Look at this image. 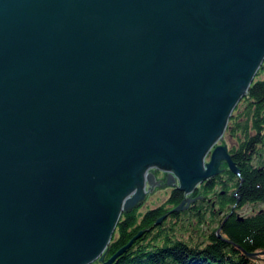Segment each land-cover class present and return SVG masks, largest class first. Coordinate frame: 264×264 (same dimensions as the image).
Returning <instances> with one entry per match:
<instances>
[{"label":"water","instance_id":"obj_1","mask_svg":"<svg viewBox=\"0 0 264 264\" xmlns=\"http://www.w3.org/2000/svg\"><path fill=\"white\" fill-rule=\"evenodd\" d=\"M263 62L264 0H0V264H115L151 169L238 174L205 157Z\"/></svg>","mask_w":264,"mask_h":264},{"label":"trees","instance_id":"obj_2","mask_svg":"<svg viewBox=\"0 0 264 264\" xmlns=\"http://www.w3.org/2000/svg\"><path fill=\"white\" fill-rule=\"evenodd\" d=\"M226 131L237 136L230 146V154L239 171L238 175H232L239 188V202L253 206L264 204V62L250 89L233 111ZM175 198L174 203L178 205L181 195ZM161 215L160 211L149 212L138 223L131 213L125 212L105 257L125 245L142 228H150ZM178 215L173 216L177 218ZM239 217L243 219L238 220ZM237 220L230 217L220 224L222 239L216 236L220 225L197 234L191 232L196 227L189 223L180 233L163 224L152 238L148 237L149 231L144 232L115 264H259L247 258L242 250H264V211L251 210L245 216H238Z\"/></svg>","mask_w":264,"mask_h":264},{"label":"flooded vegetation","instance_id":"obj_3","mask_svg":"<svg viewBox=\"0 0 264 264\" xmlns=\"http://www.w3.org/2000/svg\"><path fill=\"white\" fill-rule=\"evenodd\" d=\"M222 138H223V136L214 144V146L211 148V150L209 151L207 156L211 155V151L213 150L214 147L218 146V142L221 141ZM227 149H228L229 155L231 156L230 147L229 148L227 147ZM226 165L228 167V164H226ZM227 167H224L222 165V162H221V164L219 166V169H220L219 174L207 179L206 181H204L202 183H199L196 186V188H194L189 194L185 195L182 191H180L177 188L176 185L167 187V188H165V190L169 188V194H168L166 200L164 201V203H161L159 205H154L153 207L148 205L144 210H141L139 207L142 206V204L145 201L148 194L152 193L153 190H156L157 187H159L160 179H157V176H159V174L161 172H163L160 170L151 169L150 172L154 171L156 186L153 188L152 191H148V184H146L145 190L147 191V194L145 195L144 200L139 202L135 207L131 208L128 213L132 214L131 217L135 218V221H137L138 223L139 222L141 223L146 218V215L149 212L160 211V213L162 214L161 216H164V218L160 224L155 225V223H154V225H151L150 228H147V229L142 228L141 229L146 233H147V231L150 232V234L148 235L149 238L154 237L158 233V230L161 228V226H163L162 222L164 221L165 218H166V220L170 219L172 217L176 218V216L174 217L173 215L174 214L178 215L180 213V212H178V213H170L169 212L172 207L176 206V204L174 203V201L176 199L175 197H178L180 195H181L182 199L187 198V197L193 199L189 203V206L187 207V209H189V211L191 212V215L198 217L199 221L202 220L201 215H203L205 213L209 214L211 217H214L215 214L217 213V210L222 215V218L219 219V222H218L219 225L222 223V221L225 218L227 220L230 217H234V219H236V221H238L237 220L238 216H240V215L245 216V214L247 213L244 210V207H246L248 205L249 206H253V205H250V204L241 205V203L239 202L240 197L239 196L237 197V195H238L237 193H238L239 188L236 187V185H234V187L232 186L231 188L228 187L229 184L232 185L233 183H235V179L232 177V175H238V174H234L229 169H227ZM223 173H227V175H225V177H223V175H222ZM176 183H177V181H176ZM177 185H178V183H177ZM199 185H200V187H199ZM219 187L221 188L220 191H219ZM235 189H236V192L234 191ZM166 202H170L169 208H166L164 206L165 204H167ZM262 205L264 206V204H262ZM187 209H185V210H187ZM263 209L264 208L259 207L257 210L260 212H263L264 211ZM252 210H255V209H252Z\"/></svg>","mask_w":264,"mask_h":264},{"label":"rangeland","instance_id":"obj_4","mask_svg":"<svg viewBox=\"0 0 264 264\" xmlns=\"http://www.w3.org/2000/svg\"><path fill=\"white\" fill-rule=\"evenodd\" d=\"M227 130V129H226ZM233 132H228V131H225L224 135H223V138L221 141L218 142V146H226V147H230L231 145H233L236 141V137L235 134H232ZM236 134L239 133V130L238 131H235ZM210 160V155H208L206 158H205V162H208ZM227 162L225 161H222V165L224 167H227ZM228 169V167H227ZM153 174H154V171H151ZM223 177H225V175H227V173H223L222 174ZM167 178H168V173L166 172H161L159 174V176H157V179H160V184H159V187H157L156 190H153L152 193L148 194V196L146 197L145 201L143 202L142 206H140L139 208L141 210H144L148 205L153 207L154 205H159L161 203H164V201L166 200L168 194H169V188L165 190V188L167 187H170L167 183ZM235 183H233L232 185L229 184L228 187L231 188L232 186L234 187ZM200 187V185H199ZM202 189V188H201ZM217 189V188H216ZM220 187H219V191H220ZM236 192V189L234 190ZM147 192V191H146ZM147 194V193H146ZM238 194V193H237ZM208 196V195H207ZM206 196V197H207ZM239 195H237L238 197ZM167 204H165L164 206L166 208H169L170 207V202H166ZM175 207V206H174ZM172 207L170 209V211L174 208ZM259 207H263V205H256V206H246L244 207V210L246 212H249L251 211L252 209H255L257 210ZM169 211V212H170ZM202 216V220L199 221L198 220V217H195L194 215H191V212L188 211V212H180L179 215L177 216V218H170V219H167L166 218L164 219V221L162 222L166 228H172L171 231L173 232H181V230H183L184 228H187V225L189 223L190 226L192 227H196L195 229H191V232L193 233H199L201 232L202 230L203 231H207L208 229H212L214 227H218V222H219V219L222 218V215L218 212L217 210V213L215 214L214 217H211L209 214L205 213ZM163 220V219H162ZM188 226V227H190ZM197 227L199 229H197ZM143 231V230H141ZM144 233V231H143ZM178 233V234H179ZM202 233V232H201ZM201 236V235H200ZM141 237V236H140ZM139 237V238H140ZM202 237V236H201ZM138 238V239H139ZM137 240V239H136ZM135 240V241H136ZM134 244V243H133ZM264 256V254L262 255ZM107 258V257H105ZM94 264H99L98 262H95ZM260 264H264V261H261Z\"/></svg>","mask_w":264,"mask_h":264}]
</instances>
